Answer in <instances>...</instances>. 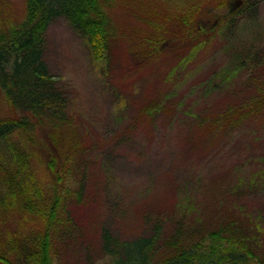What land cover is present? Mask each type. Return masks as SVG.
Segmentation results:
<instances>
[{
	"label": "trees",
	"instance_id": "16d2710c",
	"mask_svg": "<svg viewBox=\"0 0 264 264\" xmlns=\"http://www.w3.org/2000/svg\"><path fill=\"white\" fill-rule=\"evenodd\" d=\"M113 2L24 0L18 22L0 18V105L10 108L8 116L0 112V264H62L59 248L69 243L66 239H71V233L60 214L65 192L74 188L72 172L79 165L84 144L80 146L75 138L67 97L56 86L43 59L45 31L55 19H65L85 39L91 62L103 72L112 62L108 55L117 36L109 16ZM4 3L0 0V12ZM178 3L170 7L179 9ZM192 3L195 10L202 8V13L199 17L188 13L179 20L189 26L181 37L189 40L190 49L175 68L186 65L202 46L211 44L207 35L212 34L218 42L224 29L231 33L220 50L227 61L222 69L213 71L202 91L203 97L214 90L218 94L196 114V128L203 136L188 144L183 134L192 149L187 155L200 156L212 150L220 137L236 131L240 123H244L243 131L264 132V33L250 11H255V0H206L203 7ZM145 20L142 23L147 29L165 34L163 26L156 29ZM159 20L162 25L172 23V14ZM177 31L175 25L174 33ZM147 39L150 56L159 51L151 47L158 40ZM149 56L144 57L146 63ZM236 84L250 103L233 102L236 94L231 88ZM169 96L163 100L168 101ZM249 117H253L252 127ZM45 136L54 153L45 149ZM41 161L49 173L45 180L39 179L34 166ZM241 178L247 179L206 208V212L216 213L211 226L200 224L195 216L198 203L193 205L191 194L186 192L178 207L145 218L147 225L140 236L123 240L103 232L90 264H264L262 232L246 219L254 203L244 202L248 196L263 198L264 168ZM175 210L176 215L172 214ZM165 223L173 228L166 229Z\"/></svg>",
	"mask_w": 264,
	"mask_h": 264
},
{
	"label": "rangeland",
	"instance_id": "374dc122",
	"mask_svg": "<svg viewBox=\"0 0 264 264\" xmlns=\"http://www.w3.org/2000/svg\"><path fill=\"white\" fill-rule=\"evenodd\" d=\"M3 1L0 18L18 22L24 0ZM170 1L173 5L179 2L114 0L109 16L117 36L108 55L112 62L103 72L90 61L82 35L63 18L55 19L45 31L43 59L56 86L67 97L75 138L80 146L84 144L79 165L72 172L74 189L78 190L76 183L81 187L69 206L73 242H69L70 247L59 248L62 264H90L104 229L123 240L140 236L147 225L145 218L178 207L186 192L191 194L193 205L198 203L195 216L200 224L211 226L216 213L206 212V208L218 203L220 194L226 195L230 187L247 179L241 178L243 175L264 168V132L243 131L244 123L212 150L200 156L187 155L188 149L192 151L188 144L203 136L196 128V114L218 96L214 89L205 97L202 91L213 71L224 67L227 57L220 50L231 33L224 29L218 42L212 34L207 35L211 44L202 46L189 63L175 68L190 49L189 40L181 37L189 26L179 20L188 13L199 17L202 8L195 10L192 2L203 7L206 0H180L179 9L168 6ZM255 2V11H250L264 33V0ZM170 13L172 23L162 25L159 19ZM145 19L156 29L163 26L165 34L147 29L142 23ZM148 36L158 40L151 47L159 51L150 56ZM170 74L172 77H168ZM208 85L211 88L210 82ZM236 88L234 85L231 90ZM167 94L165 109L145 114V106L157 98L163 100ZM3 107L0 105V112L10 115V108ZM252 119L248 118L249 127ZM44 142L45 149L54 153L46 136ZM36 171L38 177L46 179L49 175L44 161L37 164ZM262 196L254 200L248 196L244 202L254 203L246 219L262 232L260 253L264 254ZM165 224L166 229L173 228Z\"/></svg>",
	"mask_w": 264,
	"mask_h": 264
}]
</instances>
